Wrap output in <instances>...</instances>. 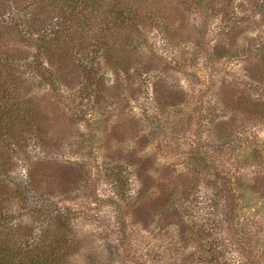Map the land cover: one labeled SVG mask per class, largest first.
<instances>
[{
    "label": "rangeland",
    "instance_id": "rangeland-1",
    "mask_svg": "<svg viewBox=\"0 0 264 264\" xmlns=\"http://www.w3.org/2000/svg\"><path fill=\"white\" fill-rule=\"evenodd\" d=\"M262 1L207 0L213 14L219 7L232 9L227 21L221 23L216 14L209 24L204 39L209 58L195 44L202 19L188 3L129 1L139 14L122 30L130 69L107 70L99 57L102 87L95 103L88 104L92 113L80 122L52 88L29 74L21 78V96L34 103L48 125L43 143L32 151L48 167L43 186L63 201L70 198L88 216L89 223L78 227L76 252L63 264H120L114 246L126 241L136 249L147 248L146 259L160 264H205L198 258L200 238L194 234L212 230L222 237L226 224H214L215 214L221 213L212 206V171L193 159L198 133L220 147L237 146L231 156L235 185L244 195L245 219L253 226V236L258 235L253 238L264 245V118L239 115L227 103L236 83L244 96L263 93L245 84L254 72L264 75V64L250 51L264 39ZM5 39L4 51L22 52L15 34ZM75 73L71 71L65 84L75 85ZM77 137L84 140L80 152ZM244 140L247 144L240 146ZM129 160L137 166L134 171ZM105 162L118 164L128 177L124 196L114 194L108 175L96 171ZM89 178L104 204L113 196L118 211L107 205L101 211L91 209L90 197L83 194Z\"/></svg>",
    "mask_w": 264,
    "mask_h": 264
},
{
    "label": "trees",
    "instance_id": "trees-1",
    "mask_svg": "<svg viewBox=\"0 0 264 264\" xmlns=\"http://www.w3.org/2000/svg\"><path fill=\"white\" fill-rule=\"evenodd\" d=\"M129 1L0 0V264H63L77 250L78 227L89 223L83 208H75L70 198L63 201L43 186L48 167L45 162L36 161L32 151H38L36 147L43 143L48 125L34 103L21 96V78L27 74L37 77L56 92L78 122L85 119L92 113L88 112V104L95 103V95L102 87L96 67L99 57L104 59L107 70L127 73L130 69L128 44L123 41L122 30L130 27L139 14L128 5ZM180 1L188 3L200 15L202 22L195 44L202 46L209 58L211 49L204 41L210 31L209 24L216 14L222 23L231 7H219L213 14L208 11L207 0ZM259 8L264 13V1ZM10 33L21 41L22 52L4 51L5 38ZM250 51L264 64V39L258 40ZM69 61L72 65L67 67ZM71 71H78L73 87L65 84ZM236 84L232 85L235 93L227 96L231 108L239 110L242 116L264 118V75L254 72L245 82L248 87L263 91L257 98L250 93L244 96L237 90L240 84ZM91 137L86 136L88 141ZM75 140L80 152L84 140L79 137ZM246 142L241 141L240 146ZM219 145L200 133L195 134L193 159L197 166L212 171L214 177L216 192L212 206L220 207L221 213L215 214V227L226 224L222 237L212 230L194 234L195 239L200 238L198 258L204 259L205 264H264V245L260 244L263 240L259 243L254 240L258 235L253 236V226L245 219L244 195L235 185V161L231 156L237 146ZM109 158L106 156V160ZM88 162L89 158L83 166ZM128 162L134 171L137 166ZM96 171L108 175L118 197L129 191L128 177L124 178L118 164L105 162ZM87 181L83 194L86 192L90 197L89 206L94 205L91 209L97 212L107 205L113 211L119 210L113 196L105 199L108 201L104 204L94 180ZM219 198L223 200L221 205ZM122 234L126 239L127 234ZM114 247L121 258L120 264H160L146 259L147 248L136 249L127 241L121 247L117 244Z\"/></svg>",
    "mask_w": 264,
    "mask_h": 264
}]
</instances>
